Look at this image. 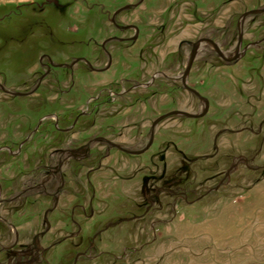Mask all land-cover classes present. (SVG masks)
<instances>
[{
    "label": "rangeland",
    "instance_id": "1",
    "mask_svg": "<svg viewBox=\"0 0 264 264\" xmlns=\"http://www.w3.org/2000/svg\"><path fill=\"white\" fill-rule=\"evenodd\" d=\"M262 9L0 0V264H264Z\"/></svg>",
    "mask_w": 264,
    "mask_h": 264
},
{
    "label": "water",
    "instance_id": "2",
    "mask_svg": "<svg viewBox=\"0 0 264 264\" xmlns=\"http://www.w3.org/2000/svg\"><path fill=\"white\" fill-rule=\"evenodd\" d=\"M130 5H126L125 6V8H128ZM258 12H262V11H264V9H262V10H257ZM123 28H125V27H123ZM134 39V38H133ZM202 41V40H201ZM201 41H199V42H201ZM208 43H210L211 45H212V47L214 48V50L218 53V55L220 56V57H222V58H224L225 60H233V59H235L236 58V56H237V54H238V50H239V46H240V42H241V36H239V38H238V42H237V46H236V50H235V52H234V54L231 56V57H226V56H224L223 54H222V52L220 51V49L218 48V46L212 41V40H209V39H207L206 40ZM198 42V43H199ZM198 43L196 44V43H194L193 44V47H192V50H191V53H190V56H189V59H188V62H187V68H186V71H185V73H184V75H186L188 72H189V70H190V68H191V65H192V63H193V61H194V59H195V55H196V51H197V45H198ZM110 59V58H109ZM49 64H51V65H54L53 63H52V61L50 60V62H49ZM60 65V64H59ZM63 65V64H62ZM184 78V77H183ZM194 93H196L197 94V92L196 91H194V90H192ZM17 94H19V93H17ZM198 95V94H197ZM206 108H207V103H206ZM173 113H178V112H173ZM179 113H182V112H179Z\"/></svg>",
    "mask_w": 264,
    "mask_h": 264
},
{
    "label": "flooded vegetation",
    "instance_id": "3",
    "mask_svg": "<svg viewBox=\"0 0 264 264\" xmlns=\"http://www.w3.org/2000/svg\"><path fill=\"white\" fill-rule=\"evenodd\" d=\"M117 27H118V28H122L121 25H117ZM121 39H126V38H121ZM109 40L111 41V40H118V39L116 38V36H111V37H108L107 40H105V42H106V41H109ZM43 57H44V56L42 55V56L40 57V60H42ZM51 61H52V60H51ZM47 62H48V63L45 64L46 67H47V68H50L52 65L49 64V62H50V57H49V56H48V58H47ZM53 66H54V65H53ZM54 67H56V66H54Z\"/></svg>",
    "mask_w": 264,
    "mask_h": 264
},
{
    "label": "crops",
    "instance_id": "4",
    "mask_svg": "<svg viewBox=\"0 0 264 264\" xmlns=\"http://www.w3.org/2000/svg\"><path fill=\"white\" fill-rule=\"evenodd\" d=\"M139 35H140V33H139ZM111 47V46H110ZM111 55L113 56V53H112V51H111ZM93 65H95L96 66V68L95 69H99V68H102V66H97L96 65V62H95V60H94V62H93ZM112 66H113V64H112ZM110 71V69L109 70H107V72H109ZM107 72H104V73H107Z\"/></svg>",
    "mask_w": 264,
    "mask_h": 264
},
{
    "label": "bare ground",
    "instance_id": "5",
    "mask_svg": "<svg viewBox=\"0 0 264 264\" xmlns=\"http://www.w3.org/2000/svg\"><path fill=\"white\" fill-rule=\"evenodd\" d=\"M199 44H200V43H199ZM199 44H198V45H199ZM198 45H197V50H198ZM200 47H201V46L199 45V48H200ZM196 54H197V51H196ZM195 57H196V55H195Z\"/></svg>",
    "mask_w": 264,
    "mask_h": 264
}]
</instances>
